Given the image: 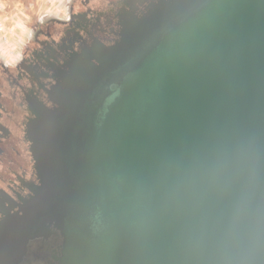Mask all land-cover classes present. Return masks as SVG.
I'll use <instances>...</instances> for the list:
<instances>
[{"label": "water", "instance_id": "1", "mask_svg": "<svg viewBox=\"0 0 264 264\" xmlns=\"http://www.w3.org/2000/svg\"><path fill=\"white\" fill-rule=\"evenodd\" d=\"M97 59L29 123L0 264L44 235L54 264H264V0H162Z\"/></svg>", "mask_w": 264, "mask_h": 264}, {"label": "flooded vegetation", "instance_id": "2", "mask_svg": "<svg viewBox=\"0 0 264 264\" xmlns=\"http://www.w3.org/2000/svg\"><path fill=\"white\" fill-rule=\"evenodd\" d=\"M160 1L64 0L29 23L19 45L0 52V257L3 234L26 217L42 186L28 136L36 110L58 107L76 72L94 70L97 57ZM58 241L35 236L14 253L19 264H54Z\"/></svg>", "mask_w": 264, "mask_h": 264}, {"label": "rangeland", "instance_id": "3", "mask_svg": "<svg viewBox=\"0 0 264 264\" xmlns=\"http://www.w3.org/2000/svg\"><path fill=\"white\" fill-rule=\"evenodd\" d=\"M63 3L64 0H0V19L10 32L8 43L2 44L0 41V52L19 45L28 31L29 23L47 11L61 8Z\"/></svg>", "mask_w": 264, "mask_h": 264}, {"label": "built area", "instance_id": "4", "mask_svg": "<svg viewBox=\"0 0 264 264\" xmlns=\"http://www.w3.org/2000/svg\"><path fill=\"white\" fill-rule=\"evenodd\" d=\"M9 30H7L5 22L0 19V41L2 44L9 42ZM5 47V46H1ZM14 47H10V49H13Z\"/></svg>", "mask_w": 264, "mask_h": 264}]
</instances>
